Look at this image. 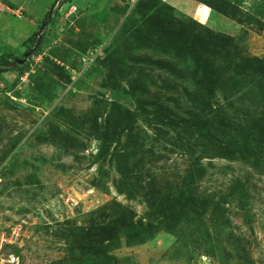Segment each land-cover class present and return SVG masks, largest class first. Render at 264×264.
I'll return each instance as SVG.
<instances>
[{"label": "rangeland", "instance_id": "obj_1", "mask_svg": "<svg viewBox=\"0 0 264 264\" xmlns=\"http://www.w3.org/2000/svg\"><path fill=\"white\" fill-rule=\"evenodd\" d=\"M0 5V66L41 36L0 73V231L24 264H264V0Z\"/></svg>", "mask_w": 264, "mask_h": 264}, {"label": "trees", "instance_id": "obj_2", "mask_svg": "<svg viewBox=\"0 0 264 264\" xmlns=\"http://www.w3.org/2000/svg\"><path fill=\"white\" fill-rule=\"evenodd\" d=\"M181 33H182V31H180V30H177V32H176V34L179 35V36H180ZM178 40H180V39H178ZM252 61L255 62L256 67H257V70H258V66H259V63L258 62L259 61L258 60H255V59L249 60V62H252ZM193 64H194V66L196 68L198 67V63H193ZM24 66H25V64H23L22 66L17 65V66H15V68H10V65L8 67L5 66V65H1L0 66V69H2V72H9V71L15 72V71H18V70L23 69ZM239 66L241 67L240 64H239ZM263 66H264V63H263ZM199 70H201V69H197L194 73H192V75H193L192 78L194 79V81H192L193 87H194V91H192L191 93H187L186 96H187L188 99H190L191 101H193L196 104L198 102H204V103L207 104L208 103V97L203 96V94H204L203 91L205 90L206 87L212 88L213 85L212 84H209L207 82L208 76H205L204 77L203 74H201L202 77L195 76V74L199 73ZM250 74L254 77V79L252 81L257 82V80L259 79V77L256 76V74L254 72H252V71H250ZM209 80H210L211 83H213V81H212L211 78ZM135 92L136 91L134 90V91H132L131 94L134 95ZM105 111H107V113H108L107 115L111 119L112 122H115L113 120V118H114V119H117V120H119V121L127 124L128 126L135 125L137 119L140 117L139 116V110L134 109V111H128V110L124 109L123 107H121V106H119V105H117L115 103L109 104V107H107L105 109ZM92 121H93V125L98 126L99 128H101V130H102V132L104 134L109 135L113 139H118V136H116L114 134V132H112L109 129V128H112V127H108V126H104L102 124H98L94 120H92ZM142 136H144V135H142ZM130 141H131V145H132L131 147L133 149L142 146L141 144L140 145L139 144H136L134 142L133 138H130Z\"/></svg>", "mask_w": 264, "mask_h": 264}, {"label": "built area", "instance_id": "obj_3", "mask_svg": "<svg viewBox=\"0 0 264 264\" xmlns=\"http://www.w3.org/2000/svg\"><path fill=\"white\" fill-rule=\"evenodd\" d=\"M74 8H71L67 15H71ZM18 19L20 14H14ZM16 228H8L0 231V264H24L17 253V249L21 248V237Z\"/></svg>", "mask_w": 264, "mask_h": 264}, {"label": "water", "instance_id": "obj_4", "mask_svg": "<svg viewBox=\"0 0 264 264\" xmlns=\"http://www.w3.org/2000/svg\"><path fill=\"white\" fill-rule=\"evenodd\" d=\"M58 1H60V0H58ZM50 14H51V10L49 12H47V14H46V22H43V24H42L43 28L47 25V21L50 18ZM40 42H41V36H38L36 38V40H35V43H34L33 47L30 50H28L27 52H24L22 54V58L21 59L14 60L10 64V68H15V66H17V65L22 66L23 64H25L27 59L29 57H31L32 54L34 53V51L38 48ZM0 73H2V69H0Z\"/></svg>", "mask_w": 264, "mask_h": 264}, {"label": "crops", "instance_id": "obj_5", "mask_svg": "<svg viewBox=\"0 0 264 264\" xmlns=\"http://www.w3.org/2000/svg\"><path fill=\"white\" fill-rule=\"evenodd\" d=\"M0 7L4 8V9H5V8L7 9V7H5L4 5H0Z\"/></svg>", "mask_w": 264, "mask_h": 264}]
</instances>
